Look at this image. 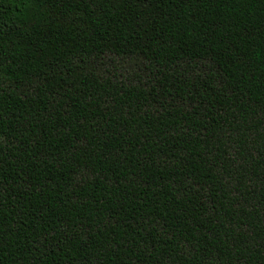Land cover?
Wrapping results in <instances>:
<instances>
[{"label": "trees", "instance_id": "obj_1", "mask_svg": "<svg viewBox=\"0 0 264 264\" xmlns=\"http://www.w3.org/2000/svg\"><path fill=\"white\" fill-rule=\"evenodd\" d=\"M0 264H264V0H0Z\"/></svg>", "mask_w": 264, "mask_h": 264}]
</instances>
